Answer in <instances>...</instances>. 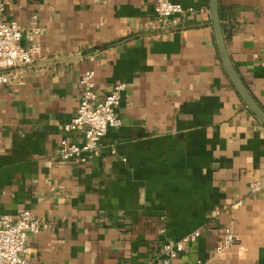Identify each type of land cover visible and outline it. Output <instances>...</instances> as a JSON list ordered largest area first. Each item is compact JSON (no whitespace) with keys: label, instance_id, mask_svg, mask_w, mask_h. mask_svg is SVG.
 <instances>
[{"label":"crops","instance_id":"0c3cea01","mask_svg":"<svg viewBox=\"0 0 264 264\" xmlns=\"http://www.w3.org/2000/svg\"><path fill=\"white\" fill-rule=\"evenodd\" d=\"M174 1L186 11L154 27L156 0H0L22 44L41 43L21 79L0 84V216L30 209L50 224L27 237L31 264H161L163 244L196 229L175 264H264V186L250 193L264 181V125L222 64L210 1ZM219 13L264 110V0H219ZM88 68L97 100L126 89L121 124L81 164L59 147L83 141L64 125ZM228 226L237 241L217 252Z\"/></svg>","mask_w":264,"mask_h":264},{"label":"built area","instance_id":"2783aa9c","mask_svg":"<svg viewBox=\"0 0 264 264\" xmlns=\"http://www.w3.org/2000/svg\"><path fill=\"white\" fill-rule=\"evenodd\" d=\"M4 10L3 7L0 8ZM155 14L150 25L164 26L168 19L180 14L186 9L174 0H156ZM34 35L39 34V27L31 26ZM24 29L16 20L0 19V84L19 81L22 77V67L33 63L41 52L38 40L30 45L22 44ZM126 86L116 83L110 92L97 100L95 93V71L88 68L80 78V98L74 116L64 125L66 133L79 132L83 141L77 143L63 138L60 141L59 155L64 161L85 164L103 153V138L108 130L121 124L117 112L120 100ZM111 153H116L113 147ZM264 186V181L255 178L250 183V193H256ZM238 205L241 201L237 202ZM50 227L30 209H24L15 220L9 215L0 216V264H31L27 237ZM200 235L196 229L177 241L163 244L161 264H175L178 255L187 242H193ZM237 241V236L231 226L224 229L217 252L227 250Z\"/></svg>","mask_w":264,"mask_h":264},{"label":"water","instance_id":"95a60500","mask_svg":"<svg viewBox=\"0 0 264 264\" xmlns=\"http://www.w3.org/2000/svg\"><path fill=\"white\" fill-rule=\"evenodd\" d=\"M209 1L214 36L222 64L227 72L230 81L232 82L234 88L236 89L244 104L264 125V110L257 104L256 100L252 97L246 86L241 81L229 57L220 20L219 0Z\"/></svg>","mask_w":264,"mask_h":264},{"label":"trees","instance_id":"16d2710c","mask_svg":"<svg viewBox=\"0 0 264 264\" xmlns=\"http://www.w3.org/2000/svg\"><path fill=\"white\" fill-rule=\"evenodd\" d=\"M221 19V18H220Z\"/></svg>","mask_w":264,"mask_h":264}]
</instances>
